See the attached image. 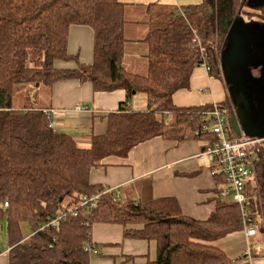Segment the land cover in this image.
Masks as SVG:
<instances>
[{
  "label": "trees",
  "instance_id": "1",
  "mask_svg": "<svg viewBox=\"0 0 264 264\" xmlns=\"http://www.w3.org/2000/svg\"><path fill=\"white\" fill-rule=\"evenodd\" d=\"M244 6L264 10V0L256 6H250L249 0H229L228 21L242 19L264 26L263 15L244 19ZM146 16L142 39L146 72L137 74L125 64L128 40L120 1L0 0V218H6L8 235L5 264H89L92 253L85 246L95 247L90 236L94 223L121 225L123 237L155 245L153 257L146 254L141 256L143 261H137L126 255L114 264H234L215 243L243 230L241 211L232 200H219L207 218L195 219L182 214L173 197L122 200L113 190L104 192L106 187L89 181V171L104 158L125 156L134 145L154 136L181 139L184 129H200L208 120L201 112L213 108L176 106L172 95L189 87L193 69L200 66L201 51L207 56L209 74L219 77L216 68L217 64L220 68L230 25H218L221 16L215 0L180 9L154 3L146 7ZM72 26L92 31L91 61L87 63L67 51ZM64 61L74 64L59 65ZM66 79L87 80L97 91L126 92L125 101L108 113L105 132L91 134L88 147L48 126L46 111L52 109L12 105L18 85H51ZM136 92L146 96L144 111L127 107ZM227 96L216 105L233 130L234 98L229 91ZM168 116L174 118L173 123ZM193 137L213 139L205 133ZM255 170L257 180L253 194L247 192V212L258 224L256 240L264 244V141L256 146ZM213 177L223 183L221 175ZM98 193L95 208H78L76 215L68 212L55 225L39 228L64 206ZM24 222L34 227L26 238L20 231ZM255 260L264 264V253Z\"/></svg>",
  "mask_w": 264,
  "mask_h": 264
},
{
  "label": "crops",
  "instance_id": "2",
  "mask_svg": "<svg viewBox=\"0 0 264 264\" xmlns=\"http://www.w3.org/2000/svg\"><path fill=\"white\" fill-rule=\"evenodd\" d=\"M118 1L124 4L126 19V68L130 72L144 74L146 63L143 54L146 46L142 39L146 34V7L161 3L180 9L203 0ZM262 1L249 0V3L250 6H256ZM215 4L221 16L218 25H230L227 10L229 0H215ZM91 48L92 31L85 26L70 27L67 51L87 63L91 61ZM73 64L72 61L59 62L63 67H72ZM221 76L214 77L202 66L195 67L189 78V87L175 91L172 95L173 103L188 107L221 102L226 98L228 88L223 72ZM43 86L50 89V94L47 93L44 99L32 100L31 106L54 109L55 113L49 118L53 122L52 128L68 133L81 147L90 145L91 134L105 132L108 113L115 111L126 99L123 89L97 91L87 80L66 79ZM137 93H132L127 107L134 110L135 105L143 109L138 111H144L147 108L146 96L142 93L144 98H141L136 96ZM77 104L80 110L73 108ZM205 142L201 138H194L192 132H185L181 139L154 136L134 145L125 156L111 155L101 160V164L89 171V181L113 190L122 200L147 202L161 197H173L182 214L205 219L219 200L224 201L217 190L223 183L210 173V164L197 157ZM90 236L97 253L90 256L89 264H114L126 255L135 257L137 261H143L141 256L146 254L154 256L153 242L123 237V228L118 224L94 223ZM217 245L222 248L219 243ZM5 261L3 259L0 264H5ZM257 262L255 260L254 263Z\"/></svg>",
  "mask_w": 264,
  "mask_h": 264
},
{
  "label": "built area",
  "instance_id": "3",
  "mask_svg": "<svg viewBox=\"0 0 264 264\" xmlns=\"http://www.w3.org/2000/svg\"><path fill=\"white\" fill-rule=\"evenodd\" d=\"M201 54L199 65L208 72L207 56L202 51ZM73 108L75 110L81 109L78 104ZM54 113V109L46 111L49 118ZM201 115L208 120L202 124L200 129L193 130L192 135L205 133L206 136H212L213 139L205 142L203 148L197 153V157L205 159L210 164L212 175L222 176L223 185L219 188V197L224 199L230 196L231 200L239 206L242 215L246 247L241 255L237 259L231 260V262L234 264H254L256 255L264 253V244L255 238L259 232L253 218L247 212V192L249 184L252 182L255 184L256 146L264 141V137L249 136L242 130L237 133L230 130L225 116L216 104L213 105L211 110L202 111ZM48 126L53 127V122L49 120ZM106 191H109V189L104 190V192ZM99 195L98 193L89 197L83 196L74 206H64L60 214L47 223H42L39 228L44 229L49 225H55L57 220L68 212L76 215L78 208L88 210L95 208ZM117 198L119 197L117 196ZM85 248L92 254L97 253L95 248L88 246H85Z\"/></svg>",
  "mask_w": 264,
  "mask_h": 264
},
{
  "label": "water",
  "instance_id": "4",
  "mask_svg": "<svg viewBox=\"0 0 264 264\" xmlns=\"http://www.w3.org/2000/svg\"><path fill=\"white\" fill-rule=\"evenodd\" d=\"M228 37L220 68L237 107L231 118L233 131L264 137V26L235 19Z\"/></svg>",
  "mask_w": 264,
  "mask_h": 264
},
{
  "label": "rangeland",
  "instance_id": "5",
  "mask_svg": "<svg viewBox=\"0 0 264 264\" xmlns=\"http://www.w3.org/2000/svg\"><path fill=\"white\" fill-rule=\"evenodd\" d=\"M241 2H242V0H241ZM249 9H253V8H249V7L244 6L241 10V13H243V18L246 20H249L250 18H253V19L258 18L257 14L259 15V17L261 15L264 16V10H262V9H255L254 8L253 12H249V11H252ZM217 62H218V60H217ZM217 66H218L216 68L217 76L222 77L221 76V74H222L221 68H219L218 64H217ZM49 90L46 87H44L43 85L37 84V83H35V84L28 83V84L18 85L15 87L13 94H12V105L13 106H15V105L21 106L22 105V107H27V106L33 105L32 100L44 99L45 96L47 95V93L50 94ZM227 93H228V90H227ZM136 96H138V97L140 96L141 98H144V95L140 92L137 93ZM133 104H134V100H133ZM133 107H134L133 108L134 110L140 109V108H136L137 106H135V105H133ZM230 108L233 109V107L231 106V103H230ZM144 109H145V105H144ZM140 110H143V109H140ZM173 119L174 118L172 116H168V120L169 121L171 120V123H173ZM193 130L194 129L187 128V129H184L183 132L184 133L185 132H192ZM256 180H257V177L255 174V181ZM253 188H254V182H252L248 186L249 195L253 194V192H254ZM256 197H257V199H256V201H257L260 198L259 194L256 195ZM254 199H255V197H254ZM224 201L230 202L231 201L230 196L224 198ZM257 226H258V224H257ZM33 230H34V227L30 222H24V223L20 224L21 235L24 238L28 237L33 232ZM215 243L216 244L219 243V245L226 252L227 257H229L230 259L233 260V259H237L241 255L243 250L245 249L246 238H245L243 230H237V231L228 233L224 237L218 239ZM7 248H8V235H7V228H6V218L2 217V218H0V262L4 259V255H6Z\"/></svg>",
  "mask_w": 264,
  "mask_h": 264
},
{
  "label": "flooded vegetation",
  "instance_id": "6",
  "mask_svg": "<svg viewBox=\"0 0 264 264\" xmlns=\"http://www.w3.org/2000/svg\"><path fill=\"white\" fill-rule=\"evenodd\" d=\"M255 74H257V73H255ZM234 106H235V105H234ZM234 106H233V107H234ZM234 109H237V107L235 106Z\"/></svg>",
  "mask_w": 264,
  "mask_h": 264
}]
</instances>
